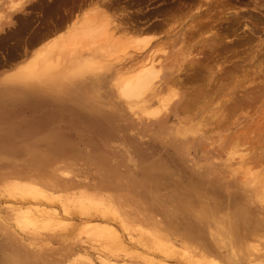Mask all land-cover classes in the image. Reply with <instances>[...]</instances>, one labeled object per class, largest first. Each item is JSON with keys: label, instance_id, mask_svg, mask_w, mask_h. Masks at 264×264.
<instances>
[{"label": "rangeland", "instance_id": "rangeland-1", "mask_svg": "<svg viewBox=\"0 0 264 264\" xmlns=\"http://www.w3.org/2000/svg\"><path fill=\"white\" fill-rule=\"evenodd\" d=\"M263 45L264 0H0V57L50 83L0 264H264Z\"/></svg>", "mask_w": 264, "mask_h": 264}, {"label": "crops", "instance_id": "crops-1", "mask_svg": "<svg viewBox=\"0 0 264 264\" xmlns=\"http://www.w3.org/2000/svg\"><path fill=\"white\" fill-rule=\"evenodd\" d=\"M27 60L0 57V178L22 179L23 163L34 161L33 157H38V148H41L33 142L32 132L38 130L39 125L38 120L33 123L32 119H38L40 105L48 104L50 83L42 86L46 94H40L37 80V83L31 82L23 74ZM24 132L30 136L29 140L26 137L24 140Z\"/></svg>", "mask_w": 264, "mask_h": 264}, {"label": "bare ground", "instance_id": "bare-ground-1", "mask_svg": "<svg viewBox=\"0 0 264 264\" xmlns=\"http://www.w3.org/2000/svg\"><path fill=\"white\" fill-rule=\"evenodd\" d=\"M263 1V0H262ZM205 3V2H204ZM203 3V4H204ZM261 4V3H260ZM206 6V5H205ZM217 7H218V4H217ZM199 8V7H198ZM233 11V10H232ZM185 12V11H184ZM194 12V11H193ZM182 14V13H181ZM197 14V13H196ZM229 15V14H228ZM234 15V14H233ZM176 16V15H175ZM203 16V15H202ZM231 16V15H230ZM239 16V15H238ZM249 16V15H248ZM252 16V15H251ZM200 17V16H199ZM229 17V16H228ZM227 17V18H228ZM241 17H243V16H241ZM167 18V17H166ZM178 18V17H177ZM233 19V18H232ZM166 20V19H165ZM228 20H230L229 18H228ZM214 22V21H213ZM223 22V21H222ZM162 23V22H161ZM164 23V22H163ZM229 23H230V21H229ZM241 23V22H240ZM158 24V23H157ZM166 24V23H165ZM203 24V23H202ZM207 24V23H206ZM223 24V23H222ZM231 24V23H230ZM201 25V24H200ZM216 25V24H215ZM233 25V24H232ZM217 26V25H216ZM258 26V25H257ZM221 28V27H220ZM214 29V28H213ZM256 29V28H255ZM213 33V32H212ZM224 33V32H223ZM212 35V34H211ZM185 36V35H184ZM230 36V35H229ZM186 37V36H185ZM221 37V36H220ZM234 37V36H233ZM249 37H250V35H249ZM251 38V37H250ZM132 39H134V38H132ZM224 39V38H223ZM211 40V39H210ZM214 40V39H213ZM215 40H216V38H215ZM226 40H227V38H226ZM131 42V41H130ZM185 42V41H184ZM213 42V41H212ZM221 42V41H220ZM219 42V43H220ZM224 43V42H223ZM220 44H222V43H220ZM227 44V43H226ZM219 45V44H218ZM264 46V45H263ZM229 47V46H228ZM225 48V47H224ZM243 48V47H242ZM228 49V48H227ZM251 49V48H250ZM213 50V49H212ZM229 50V49H228ZM209 51H210V49H209ZM242 51V50H241ZM200 52V51H199ZM208 52V51H207ZM238 52V51H237ZM240 52V51H239ZM241 53V52H240ZM212 54V53H211ZM234 54V53H233ZM216 56V55H215ZM248 56V55H247ZM148 57V56H147ZM209 56H207V58H208ZM236 57V56H235ZM215 59V58H214ZM217 59V58H216ZM203 60H205V59H203ZM213 60V59H212ZM149 62H151V61H149ZM154 62V61H153ZM214 62V61H213ZM30 63H31V61H30ZM200 63H201V61H200ZM209 62H207V64H208ZM29 64V63H28ZM152 64V62L150 63V66L149 67H144L143 65H142V67L138 70V71H136V73L135 74H132V76H131V78H129L128 80H127V82L121 87V95L122 96H125V97H127V98H136V97H139V95L144 91V90H146V89H151V85H152V83H153V80L155 79V77L157 76V67L155 66V65H151ZM203 64V63H202ZM206 64V65H207ZM148 65V64H147ZM204 65V64H203ZM209 65V64H208ZM28 66V65H27ZM155 66V67H154ZM202 67V66H201ZM204 67V66H203ZM244 67V66H243ZM258 67V66H257ZM29 68V67H28ZM207 68V67H206ZM25 70V69H24ZM225 70V69H224ZM26 71V70H25ZM24 71V72H25ZM206 71V70H205ZM230 71V70H229ZM23 72V74H25ZM204 72V71H203ZM226 72V71H225ZM193 73V72H192ZM205 73V72H204ZM233 73V72H232ZM250 73V72H249ZM182 74V73H181ZM227 75V74H226ZM246 75V74H245ZM261 75V74H260ZM27 76V75H26ZM184 76V75H183ZM186 77H187V75H186ZM223 77V76H222ZM229 77V76H228ZM185 78V77H184ZM200 78V77H199ZM231 78V77H230ZM263 78V77H262ZM174 79H175V77H174ZM181 79H182V77H181ZM186 79V78H185ZM184 79V81L186 82V80ZM187 79H189L188 77H187ZM193 79V78H192ZM196 79V78H195ZM238 79V78H237ZM190 80V79H189ZM223 80V79H222ZM264 80V79H263ZM194 81V79L192 80V82ZM169 82H171V81H169ZM173 82V81H172ZM175 83L176 82H178L179 83V81H174ZM173 82V83H174ZM180 82H181V80H180ZM185 82H183V83H185ZM195 82V81H194ZM256 82V81H255ZM177 83V84H178ZM182 83V84H183ZM155 84V83H154ZM191 84H193V83H191ZM190 84V85H191ZM201 84H202V82H201ZM201 84H200V86H201ZM222 84V83H221ZM179 85V84H178ZM184 85V84H183ZM190 85H189V87H190ZM195 85H197V84H195ZM214 85V84H213ZM219 85V84H218ZM186 86V85H185ZM180 87V86H179ZM256 87V86H255ZM155 88V87H154ZM202 88V87H201ZM216 88V87H215ZM253 88V87H252ZM257 88V87H256ZM255 88V89H256ZM259 88V87H258ZM193 89H195V87L193 88ZM193 89H191V90H193ZM249 89V88H248ZM153 90V89H152ZM201 90V89H200ZM199 89H198V86L196 87V89H195V94H194V92L192 93V94H194V95H196L199 91H200ZM206 90V89H205ZM204 90V91H205ZM217 90V89H216ZM221 90V89H220ZM253 90V89H252ZM257 91V90H256ZM261 91H264V90H261ZM201 92H202V90H201ZM201 92H199L198 94H201ZM255 92V91H254ZM254 92H252V93H254ZM259 92V91H258ZM120 93V92H119ZM250 93V92H249ZM189 94V93H188ZM208 94V93H207ZM206 94V95H207ZM205 95V94H204ZM254 95V94H253ZM197 96V95H196ZM195 96V97H196ZM201 96V95H200ZM255 97V96H254ZM252 98V97H251ZM257 98H259V97H257ZM145 99V98H144ZM239 99V98H238ZM248 99V98H247ZM197 100V99H196ZM246 100V99H245ZM244 100V101H245ZM256 100V98L254 99V101ZM142 101V100H141ZM144 101V100H143ZM146 101V100H145ZM164 103H166L165 101H164ZM185 103V102H184ZM249 103V102H248ZM182 105H183V103H182ZM181 105V106H182ZM186 105V104H185ZM184 106V105H183ZM182 106V107H183ZM131 107V106H130ZM137 107V106H136ZM139 107V106H138ZM164 107H166V106H164ZM227 107V106H226ZM231 107V106H230ZM158 108V107H157ZM163 108V107H162ZM165 109V108H164ZM182 109V108H181ZM229 109V108H228ZM230 109H233V108H230ZM235 109V108H234ZM233 109V110H234ZM145 111V113H146V115H148V116H150V117H155V116H157V114H159L160 112L158 111V110H155V109H152L151 108V110H147V109H144ZM232 111V110H231ZM159 112V113H158ZM229 113V115L231 116V114L230 113H232V112H228ZM227 112H226V114H228ZM235 113H233V115H234ZM241 138V137H240ZM29 193V192H28ZM31 194V193H30ZM35 195V194H34ZM89 200V199H88ZM97 200V199H96ZM69 201V200H68ZM88 202H90V201H88ZM66 203V202H65ZM80 203V202H79ZM83 203V202H82ZM92 203V202H91ZM99 203V202H98ZM75 204V203H74ZM100 205V204H99ZM102 205V204H101ZM100 205V206H101ZM96 206V205H95ZM86 207V206H85ZM100 229V228H99ZM108 230V229H107ZM106 230V231H107ZM97 231V230H96ZM99 232L98 233H96V234H94L91 230L90 231H88L87 232V234L89 235H92V237H94V236H99V237H104L105 239H111V241L113 240V238L115 237H113V234H112V236H111V233L109 232V234L106 232V231H104V230H98ZM140 239V238H139ZM114 240H116V238H114ZM118 240V239H117ZM150 240V239H149ZM121 241V240H120ZM119 241V242H120ZM99 242V241H98ZM112 243H114L113 241H112ZM156 243V242H155ZM115 245H117V244H115ZM70 252V251H69ZM170 252V251H169ZM174 254H178L179 255V253L178 252H173ZM91 254V253H90ZM102 255V254H101ZM100 255V256H101ZM104 257V256H103ZM83 258V257H82ZM99 258V257H98ZM101 258V257H100ZM106 258V257H105ZM88 259V258H87ZM107 259V258H106ZM109 259V258H108ZM89 260V259H88ZM88 262H90V261H88ZM100 262H101V264H106V261H105V259H100ZM91 263H92V261H91ZM111 263V262H110ZM93 264V263H92ZM203 264V263H202ZM261 264V263H260Z\"/></svg>", "mask_w": 264, "mask_h": 264}]
</instances>
